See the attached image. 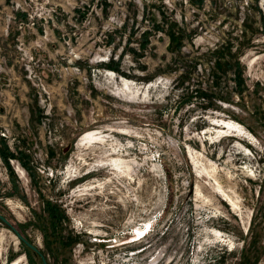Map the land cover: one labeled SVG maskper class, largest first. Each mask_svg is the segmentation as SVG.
Masks as SVG:
<instances>
[{
  "label": "rangeland",
  "instance_id": "1",
  "mask_svg": "<svg viewBox=\"0 0 264 264\" xmlns=\"http://www.w3.org/2000/svg\"><path fill=\"white\" fill-rule=\"evenodd\" d=\"M0 215L46 264H264V0H0ZM0 264H43L1 219Z\"/></svg>",
  "mask_w": 264,
  "mask_h": 264
},
{
  "label": "bare ground",
  "instance_id": "2",
  "mask_svg": "<svg viewBox=\"0 0 264 264\" xmlns=\"http://www.w3.org/2000/svg\"><path fill=\"white\" fill-rule=\"evenodd\" d=\"M216 123H217L216 126L221 128V129L217 130V132H219V133H226L227 131L230 130L231 132H235L239 136L247 137L246 130L241 125H239L238 123H236L234 121L216 119ZM95 135L96 134H94L93 132H86L82 136L81 140H85V139H89V138H96ZM109 162H111L110 164H114L115 167H117V168H119V167L120 168H125V167L129 168L130 167L129 161H127L125 159H121V158H111V159H109ZM202 174L210 176L209 172L205 171L204 169H202ZM218 191H220V193H223V195L225 196L224 199H226L228 201V203H230L234 207L237 205L236 201L232 198V196L224 193L222 188L219 187ZM216 233L220 235V233H218V232H216ZM221 240L223 241V239H221Z\"/></svg>",
  "mask_w": 264,
  "mask_h": 264
},
{
  "label": "water",
  "instance_id": "3",
  "mask_svg": "<svg viewBox=\"0 0 264 264\" xmlns=\"http://www.w3.org/2000/svg\"><path fill=\"white\" fill-rule=\"evenodd\" d=\"M0 219L7 224L16 234L17 238L19 240H21L28 248H30L31 250H33L34 252H36L37 254H39V256L42 258V262L43 264H46L45 259L43 257V255L41 254V252L39 251V249L34 246L29 240H27L25 237H23L21 235V233L19 231H17V229L14 228L13 225H11L2 215H0Z\"/></svg>",
  "mask_w": 264,
  "mask_h": 264
},
{
  "label": "trees",
  "instance_id": "4",
  "mask_svg": "<svg viewBox=\"0 0 264 264\" xmlns=\"http://www.w3.org/2000/svg\"><path fill=\"white\" fill-rule=\"evenodd\" d=\"M171 36H170V41H174V39L176 38V37H174L175 35L173 34V33H171L170 34ZM143 44H144V42L146 41H148V36H147V33L146 32H144L143 33ZM118 60H120V57H119V59ZM119 62V61H118ZM117 61H115V60H113L112 58H109L108 59V67H110V68H112L113 70H115V71H117V72H122L121 70H120V68L118 67L119 66V63H118ZM143 79H149V77H144ZM24 246H26L24 243H22ZM27 247V246H26ZM28 248V247H27ZM29 249V248H28ZM36 253V252H35Z\"/></svg>",
  "mask_w": 264,
  "mask_h": 264
},
{
  "label": "crops",
  "instance_id": "5",
  "mask_svg": "<svg viewBox=\"0 0 264 264\" xmlns=\"http://www.w3.org/2000/svg\"><path fill=\"white\" fill-rule=\"evenodd\" d=\"M19 124L21 125V123H19ZM18 127H19V130H18L17 128H15V131H21V126L18 125ZM12 134H13V133H12ZM17 135H20V136H21L20 133H18ZM17 135H16V136H17Z\"/></svg>",
  "mask_w": 264,
  "mask_h": 264
},
{
  "label": "built area",
  "instance_id": "6",
  "mask_svg": "<svg viewBox=\"0 0 264 264\" xmlns=\"http://www.w3.org/2000/svg\"><path fill=\"white\" fill-rule=\"evenodd\" d=\"M149 227H150V224L147 225V228H149ZM136 234L139 235L138 233H136Z\"/></svg>",
  "mask_w": 264,
  "mask_h": 264
},
{
  "label": "flooded vegetation",
  "instance_id": "7",
  "mask_svg": "<svg viewBox=\"0 0 264 264\" xmlns=\"http://www.w3.org/2000/svg\"><path fill=\"white\" fill-rule=\"evenodd\" d=\"M7 225V224H6ZM23 243V242H22Z\"/></svg>",
  "mask_w": 264,
  "mask_h": 264
}]
</instances>
